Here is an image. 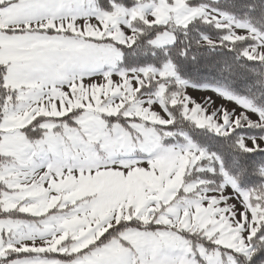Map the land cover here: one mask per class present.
I'll return each instance as SVG.
<instances>
[{
    "label": "snow or ice",
    "instance_id": "obj_1",
    "mask_svg": "<svg viewBox=\"0 0 264 264\" xmlns=\"http://www.w3.org/2000/svg\"><path fill=\"white\" fill-rule=\"evenodd\" d=\"M0 264H264V0H0Z\"/></svg>",
    "mask_w": 264,
    "mask_h": 264
}]
</instances>
